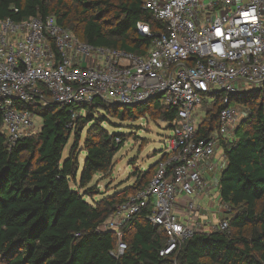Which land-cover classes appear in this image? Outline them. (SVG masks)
I'll return each mask as SVG.
<instances>
[{
  "label": "trees",
  "instance_id": "trees-1",
  "mask_svg": "<svg viewBox=\"0 0 264 264\" xmlns=\"http://www.w3.org/2000/svg\"><path fill=\"white\" fill-rule=\"evenodd\" d=\"M143 1L0 0V20L52 17L83 43L144 56L150 39L138 34L136 24L162 31L164 25L143 9ZM225 97L247 110L235 140L221 144L225 167L217 189L220 204L228 209L224 211L228 228L198 232L165 256L160 252L166 234L147 221V210L122 228L126 249L119 258L110 254L117 246L115 233L98 227L129 195L148 184L166 156L133 173L134 183L123 191L93 204L83 195L99 194L97 185H88L95 175L111 172L125 142L123 134H111L104 123L136 122L148 113L154 121L170 124L174 109L158 101L153 102L155 110H150L151 101L133 106L95 101L72 110L56 104L29 108L40 116L41 128L11 146L2 133L0 115V264H264V86L247 94L215 95L200 127L202 135L218 127ZM70 138L68 156L62 160ZM81 152L85 159L77 180Z\"/></svg>",
  "mask_w": 264,
  "mask_h": 264
},
{
  "label": "built area",
  "instance_id": "built-area-1",
  "mask_svg": "<svg viewBox=\"0 0 264 264\" xmlns=\"http://www.w3.org/2000/svg\"><path fill=\"white\" fill-rule=\"evenodd\" d=\"M143 9L164 25L162 31L136 24L138 34L150 39L144 56L83 43L52 17L0 20V115L9 146L34 134L33 120L40 116L29 108L158 101L176 111L166 158L148 184L98 227L117 236L110 253L115 258L126 249L122 228L143 210L166 234L160 256L198 232L228 228L225 214L217 224L199 222L195 199L218 187L213 157L222 142L235 140L247 110L230 108L225 97L218 127L202 135L197 109L215 95L264 86V0H144ZM206 170H214L211 179L204 177ZM182 199L186 221L177 213ZM225 210L219 202L215 213Z\"/></svg>",
  "mask_w": 264,
  "mask_h": 264
},
{
  "label": "rangeland",
  "instance_id": "rangeland-1",
  "mask_svg": "<svg viewBox=\"0 0 264 264\" xmlns=\"http://www.w3.org/2000/svg\"><path fill=\"white\" fill-rule=\"evenodd\" d=\"M213 91L216 92V89L214 88ZM213 100V98H208V103H205L204 101L202 105L198 107V119H205L203 115H206L205 113L212 109ZM239 106L240 105L235 101H232L230 104V108H237ZM156 107L157 104L152 103L150 110H155ZM239 111L242 110L240 109ZM83 112L84 111L82 110L81 113ZM33 124L34 133H37L41 128V118L36 117L33 120ZM103 127L111 134H123L125 142L113 159L111 172L104 176L95 175L93 181L88 185V187H94L97 185L99 193L93 196L83 195L84 201L89 204H93L94 202L101 200L103 197L112 196L114 193L130 187L135 181L133 173H136L138 170L145 171L149 167L156 165L168 149L169 138L172 137L170 124L159 120L154 121L152 118L148 117V113H146L144 118H141L136 122H121L117 119H110L108 123L103 124ZM85 133L86 130H83L81 133L80 145H82ZM71 143L72 138H70L63 151L62 160L67 158ZM84 159L85 153L81 152L77 180L80 178ZM81 192H83V190ZM217 195L218 193H216V196L213 198L214 201H207V198H204L201 201L202 205L206 208L205 213L215 222V224L224 217V213H214L216 211L215 203L218 200Z\"/></svg>",
  "mask_w": 264,
  "mask_h": 264
},
{
  "label": "crops",
  "instance_id": "crops-1",
  "mask_svg": "<svg viewBox=\"0 0 264 264\" xmlns=\"http://www.w3.org/2000/svg\"><path fill=\"white\" fill-rule=\"evenodd\" d=\"M213 161L215 162L216 164V176L218 177L219 179V176L223 170V168L225 167V157H224V152H223V149L222 147H218L217 150H216V154L215 156L213 157ZM214 174V170L211 171H205L203 173L204 177L206 179H211V177L213 176ZM219 175V176H218ZM218 193V189L217 188H213V190L210 191L209 194H202L200 196H198L196 199H195V202H196V205H198V207L200 208V212L196 215L198 216L197 220L201 223H204V224H208V223H211V224H215V222L205 213V206L202 205V199L204 198H207V201L210 200V201H214V197L216 196V193ZM217 198H218V195H217ZM185 200L182 199L179 201V205H178V208H177V213L179 214L180 216V220H183V221H186L187 220V217H186V214H185V211L183 210L184 209V204H185ZM219 204V200L216 201L215 203V207L216 205ZM213 213V212H212ZM215 213V212H214ZM208 228L206 227L205 230H207Z\"/></svg>",
  "mask_w": 264,
  "mask_h": 264
},
{
  "label": "water",
  "instance_id": "water-1",
  "mask_svg": "<svg viewBox=\"0 0 264 264\" xmlns=\"http://www.w3.org/2000/svg\"><path fill=\"white\" fill-rule=\"evenodd\" d=\"M140 104H144V103H140Z\"/></svg>",
  "mask_w": 264,
  "mask_h": 264
}]
</instances>
